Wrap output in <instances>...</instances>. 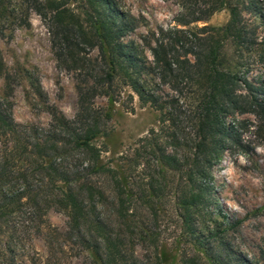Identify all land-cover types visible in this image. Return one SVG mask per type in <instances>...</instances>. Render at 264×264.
Returning a JSON list of instances; mask_svg holds the SVG:
<instances>
[{"label":"trees","instance_id":"trees-1","mask_svg":"<svg viewBox=\"0 0 264 264\" xmlns=\"http://www.w3.org/2000/svg\"><path fill=\"white\" fill-rule=\"evenodd\" d=\"M205 4L196 12L181 3L174 25L148 30L141 39L148 59L139 43L125 40L136 24L118 0H0V35L28 25L34 11L57 60L84 83L72 119L46 106L47 128L16 122L0 98V264H15L21 252L30 257L27 244L32 233L48 226L51 208L66 214L68 229L43 234L49 253L54 254V242L69 241L87 251L92 264H149L137 258L133 245L137 240L158 249L160 236L133 220L127 203L138 199L155 219L163 190L159 177L168 173L178 175L179 264H264V248L249 257L228 238L240 218L218 221L208 210L212 167L225 152L252 150L243 137L249 130L264 143V81L249 74L264 65V0ZM221 10L229 13L224 24H196ZM0 73L8 78L1 53ZM32 86L41 96L40 85ZM125 88L130 99L136 95L159 112V128L145 137L155 171L135 198L125 190V178L103 163L97 144ZM98 96L105 106L95 103ZM100 174L115 180L113 219L99 210V198L106 196L92 177ZM31 261L39 263L33 256Z\"/></svg>","mask_w":264,"mask_h":264},{"label":"rangeland","instance_id":"rangeland-1","mask_svg":"<svg viewBox=\"0 0 264 264\" xmlns=\"http://www.w3.org/2000/svg\"><path fill=\"white\" fill-rule=\"evenodd\" d=\"M179 3L196 12H199L198 8H206L205 0H118L121 10L134 18L136 24L125 40L139 43L146 57L151 59L141 39L148 30L174 25V18L181 9ZM228 17V11L221 10L196 24L218 26L224 24ZM50 39L46 26L34 11L29 13L28 25L7 28L0 35V53L4 72L8 73V78L0 73V98L9 105L14 120L20 124L47 128L51 121L47 105L54 106L69 119L78 111L79 87L84 83L75 71L57 60ZM90 55L95 57L97 50ZM249 74L264 81V65H255ZM35 81L43 91L41 96L33 89L32 82ZM165 90L168 91L167 87ZM128 91L123 89L124 94L116 102L112 117L102 125L103 132L97 144L102 149L103 163L114 167L118 177L125 178V190L135 198L155 171L145 137L151 130L159 128V112L149 104H142L136 95L130 99L126 96ZM95 103L105 106L106 99L98 96ZM241 117L255 121L252 115ZM243 137L253 143L252 150L248 153L225 152L212 167V203L208 210L212 212L211 218L218 221L242 220L236 229L229 231L228 238L243 253L254 257L259 256L260 249L264 248V143H259L252 130L244 133ZM92 178L106 196L103 200L99 198L102 203L99 210L104 217L113 219L115 180L109 174ZM159 184L163 190L161 199L154 205L157 211L155 219L138 199L128 202L127 206L133 220L156 230L160 246L155 249L148 242L135 240L133 247L135 255L143 262L179 264L176 237L180 220L174 202L178 175L168 173L165 178L159 177ZM218 211L225 217L217 215ZM46 221L49 227H44L42 234L31 235L27 244L30 257L21 252L15 264H33L31 256L37 258L38 264H92L89 253L69 241H62L61 245L54 242V254L49 253L43 234L51 229L64 234L68 229V218L63 211L51 208ZM156 253H162L161 259L155 256Z\"/></svg>","mask_w":264,"mask_h":264}]
</instances>
